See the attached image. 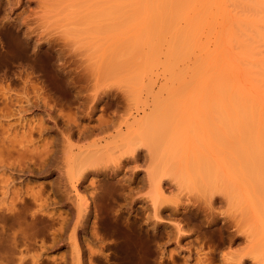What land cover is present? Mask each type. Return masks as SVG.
Wrapping results in <instances>:
<instances>
[{"label": "rangeland", "instance_id": "374dc122", "mask_svg": "<svg viewBox=\"0 0 264 264\" xmlns=\"http://www.w3.org/2000/svg\"><path fill=\"white\" fill-rule=\"evenodd\" d=\"M246 1L0 0V264H264Z\"/></svg>", "mask_w": 264, "mask_h": 264}, {"label": "bare ground", "instance_id": "6f19581e", "mask_svg": "<svg viewBox=\"0 0 264 264\" xmlns=\"http://www.w3.org/2000/svg\"><path fill=\"white\" fill-rule=\"evenodd\" d=\"M245 6L247 7V8H249V10H251L254 14H256V15H264V0H247L246 1V3H245ZM262 30V31H261ZM261 30H259V31H257V36L259 37V39H257V40H255L254 41V39H252L253 41H250V45H249V47H254V48H258V47H264V29H261ZM11 46V45H10ZM10 46H8V48H12V47H10ZM17 48V47H16ZM263 76H264V72H263ZM152 127L153 128H159L158 130L156 129V131H158L159 132V130H160V127H156L155 125H152ZM151 126L149 127L150 129L152 128ZM151 129V130H149L148 129V131H150V132H147L148 134H150V135H148V136H150L151 137V132H153V130L154 129ZM161 130H162V128H161ZM172 130V129H171ZM155 131V130H154ZM158 132H154V134H152V136H153V138H152V141H156V139H158L159 137V134L160 133H158ZM163 131H161V133H162ZM170 132V131H169ZM160 136H162V135H160ZM171 136V135H170ZM148 138V137H147ZM154 139V140H153ZM161 139V138H160ZM150 140V139H149ZM150 142V141H149ZM152 143V142H151ZM141 144V143H140ZM139 144V145H140ZM154 144V143H153ZM152 144V145H153ZM158 144H155V146H157ZM135 147H137V146H135ZM135 147H134V149L133 150H135ZM139 147V146H138ZM138 147L136 148V152H137V150H138ZM158 147V146H157ZM157 147H151V148H149V149H151V150H149L150 151V153H154L153 154V156L154 155H156L155 154V152H158V148ZM153 148V149H152ZM157 150V151H156ZM132 151V150H131ZM135 152V151H134ZM134 152L132 153L133 154V156H135L136 154H134ZM132 154H130V155H132ZM123 155V154H122ZM127 156H128V154H127ZM132 156V157H133ZM96 157V156H95ZM123 157V156H122ZM126 157V156H125ZM155 157V156H154ZM92 159L91 160H93L94 158L93 157H91ZM122 159V158H121ZM120 162H122V161H120ZM155 163V162H154ZM155 167L149 172V179L153 182V184L155 185V188L158 190V192H160L161 191V182H162V179H161V177H162V175H161V173H160V171H159V168L157 167L158 165H159V163H155ZM81 174V176H79L80 178L81 177H83L84 175H83V173H80ZM70 175V174H69ZM77 175V174H76ZM78 175H79V173H78ZM72 176V175H71ZM70 176V177H71ZM74 176V175H73ZM72 176V177H73ZM79 177H76V181L77 180H79V179H77V178H79ZM68 178H69V176H68ZM70 179V178H69ZM71 180V179H70ZM74 180V181H75ZM73 183V182H72ZM73 186H74V184H73ZM27 192H29V193H32L31 195H32V197L31 198H33V197H35V198H33L32 200H36V201H38V199L39 200H41L40 198V192L39 191H35V192H31V190H26ZM25 191V192H26ZM36 192H39V193H37L38 195H36ZM33 193H35V194H33ZM26 195H30V194H26ZM30 195V196H31ZM34 195V196H33ZM37 197H36V196ZM40 197V198H39ZM84 211V210H83ZM76 246V245H75Z\"/></svg>", "mask_w": 264, "mask_h": 264}]
</instances>
